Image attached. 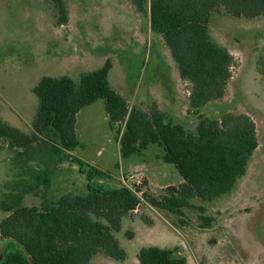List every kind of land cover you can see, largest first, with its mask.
<instances>
[{
	"label": "rangeland",
	"instance_id": "374dc122",
	"mask_svg": "<svg viewBox=\"0 0 264 264\" xmlns=\"http://www.w3.org/2000/svg\"><path fill=\"white\" fill-rule=\"evenodd\" d=\"M65 3L68 22L57 26L50 0H0V119L30 135L38 103L32 88L42 77L68 76L78 82L81 73L99 69L106 61L111 65L110 87L126 99L130 109L148 112L155 103L189 132H195L199 116L217 120L224 114L249 116L255 124L258 147L245 175L228 195L209 203L193 199L182 216L159 210L158 222L171 224L182 235L164 225L160 236L152 238L143 234L141 222H148L152 213L141 202L138 217L131 214L134 220L124 224L128 231L136 232V239L130 241L124 228L115 237L127 254L126 264H138L142 247L177 245L182 236L185 246L173 249L177 248L180 255L176 256L186 257L189 264H264V16L234 17L222 7L211 12L208 33L232 55V78L222 99L193 113L189 107L192 86L180 79L162 37L151 32L147 12L138 14L129 0ZM121 131L122 124L110 128L104 103L97 100L76 115L80 146L74 156L111 175L143 165L156 196L165 192L167 187L160 190L164 184L177 185L182 180L173 165L162 161L163 150L157 145L122 159L118 142ZM32 147L33 152L19 158L0 141V202L32 183L33 170L44 169V162H50L51 157L54 165L49 168L47 200L86 194L85 176L73 162L56 164L58 157L50 149L40 144ZM103 182L108 187H122L117 179ZM142 188L149 193L144 185ZM41 203L31 195L22 200L27 207H40ZM199 207L204 208L203 214ZM7 216L0 210V222ZM200 216L211 218L210 225L206 227ZM15 250V244L0 240V261ZM99 257L90 264H119Z\"/></svg>",
	"mask_w": 264,
	"mask_h": 264
},
{
	"label": "trees",
	"instance_id": "16d2710c",
	"mask_svg": "<svg viewBox=\"0 0 264 264\" xmlns=\"http://www.w3.org/2000/svg\"><path fill=\"white\" fill-rule=\"evenodd\" d=\"M56 25L68 22L65 0H50ZM138 14L147 12L149 28L160 35L177 66L179 77L191 84L189 107L194 111L222 99L232 78L234 59L208 33L211 12L222 7L234 17L264 16V0H129ZM111 65L83 72L78 82L68 76L42 77L32 89L37 107L27 135L0 119V141L19 158L40 144L58 157L56 164L73 162L85 176L86 194L64 195L47 200L51 185L50 166L33 170L32 183L18 193L5 196L0 210L8 216L0 222V240L15 244L0 264H89L102 254L123 262L125 251L115 234L122 219L139 204L124 187H108L100 181L109 174L71 157L80 146L75 133L76 115L97 100L104 103L110 128L122 124L119 152L122 159L141 155L150 145L163 150L162 161L175 167L183 183L170 186L160 196L144 193L154 209L182 216L190 201L209 203L229 194L245 175L248 161L258 147L255 124L245 114H224L219 120L199 116L194 133L175 124L152 103L150 111L129 108L126 99L108 81ZM42 200L40 207L22 205L24 196ZM201 214L204 208L198 209ZM207 227L212 219L200 216ZM131 239V233H126ZM139 264H187L176 251L142 248Z\"/></svg>",
	"mask_w": 264,
	"mask_h": 264
},
{
	"label": "crops",
	"instance_id": "0c3cea01",
	"mask_svg": "<svg viewBox=\"0 0 264 264\" xmlns=\"http://www.w3.org/2000/svg\"><path fill=\"white\" fill-rule=\"evenodd\" d=\"M38 83V82H37ZM36 83V84H37ZM34 88V87H33ZM32 88V89H33ZM106 117H107V115H106ZM107 120H108V118H107ZM18 129V128H17ZM21 131V130H20ZM24 133V132H23ZM76 133V132H75ZM26 134V133H25ZM28 135V134H27ZM120 138V137H119ZM118 142H119V140H118ZM77 149V148H76ZM74 152H75V150L72 152V153H70V155H71V157H73V158H76L75 156H74ZM162 157V156H161ZM74 168L75 169H77V166L76 165H74ZM98 169V168H97ZM78 170V169H77ZM98 170H100V169H98ZM100 171H102V170H100ZM102 172H104V171H102ZM129 172H140V173H142V175L144 176V180H145V183H144V186H145V188H146V190H148V192L150 193V194H156V193H154L152 190H151V187H150V183H149V180H148V178L146 177V175H145V172H144V166L143 165H136L134 168H132L131 170H127L126 172H123L122 170H120V172H119V174L118 175H111L110 173H108V172H105V173H107V174H109V179L111 178V180H113V179H117L118 180V182H120L121 181V178L126 174V173H129ZM109 181V180H108ZM100 182H103V181H100ZM104 183V182H103ZM183 183V180H181V181H179L178 182V184L177 185H173V184H164L162 187H160V190H162V188H166V187H170V186H179L180 184H182ZM237 183V182H236ZM236 185V184H235ZM235 185H234V187H235ZM233 190V189H232ZM228 195V194H227ZM224 196H226V195H224ZM223 197V196H222ZM218 199V198H217ZM216 200V199H215ZM147 206V208H149L148 209V212H150V213H152V214H150L152 217H150V219H149V221L148 222H146V223H144V222H141L143 225V228L144 229H142L143 230V234H144V236L146 237V238H149V237H159L160 236V234H161V232H162V229L164 228V225H167L168 227H170V228H172L174 231H176L177 233H178V235H182L181 233H182V231H179L178 232V230H176L171 224H168L167 222H166V224H164V223H162V222H158V220H157V216L156 215H158V212H159V210H157V209H154L153 207H150L149 205H146ZM132 215H131V213L128 215V216H126L125 218H123L122 219V223H121V231L123 230V228H124V230H125V232L126 233H131V235H132V238L131 239H129L130 241H134L135 239H136V237H137V234H136V232H134V231H128L127 230V228H125V226H124V224H125V222H126V220H131V221H133L134 220V218L135 217H138V215H136L134 218H132L131 217ZM134 216V215H133ZM126 227H129V225L128 226H126ZM120 231V232H121ZM125 233V234H126ZM127 235V234H126ZM178 239H179V241H180V243L179 244H177V245H173V246H166L165 248H161V249H169V250H174L173 248L174 247H176V246H179V245H181V246H185V241H184V238H183V236L182 237H178ZM120 245V244H119ZM121 247V246H120ZM148 247H153V246H145V247H142V248H148ZM122 248V247H121ZM141 248V249H142ZM157 248H159V247H157ZM123 249V248H122ZM140 249V250H141ZM176 249L177 248H175V251H176ZM124 250V249H123ZM139 250V251H140ZM125 251V250H124ZM139 251H138V253H139ZM125 254H126V252H125ZM180 255V252H178V253H176V255ZM138 255V254H137ZM96 257L98 256V258H100L99 256H104V255H102V254H97V255H95ZM95 256H93L92 257V259L90 260V263L92 262V261H94V259L96 258ZM95 257V258H94ZM104 257H106V256H104ZM106 258H108V257H106ZM108 259H110V258H108ZM185 259H186V262H187V264H189V260L185 257ZM104 260V259H103ZM110 260H112V259H110ZM112 261H114V260H112ZM137 261H138V259H137ZM114 262H117V261H114ZM128 261H127V254H126V259L123 261V262H117V263H119V264H126ZM89 263V264H90ZM135 263H136V261H135ZM137 264V263H136ZM138 264H139V262H138Z\"/></svg>",
	"mask_w": 264,
	"mask_h": 264
},
{
	"label": "built area",
	"instance_id": "2783aa9c",
	"mask_svg": "<svg viewBox=\"0 0 264 264\" xmlns=\"http://www.w3.org/2000/svg\"><path fill=\"white\" fill-rule=\"evenodd\" d=\"M120 182L122 187L130 190L139 199L140 204L131 212V214L138 215L141 213V202L144 203V205H148L143 198L144 192L142 191L144 176L140 172H129L121 178Z\"/></svg>",
	"mask_w": 264,
	"mask_h": 264
}]
</instances>
